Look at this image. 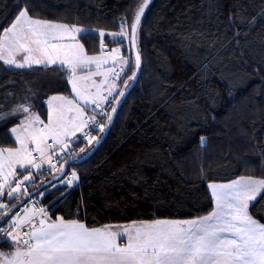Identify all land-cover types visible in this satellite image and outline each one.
Wrapping results in <instances>:
<instances>
[{"label": "trees", "instance_id": "trees-1", "mask_svg": "<svg viewBox=\"0 0 264 264\" xmlns=\"http://www.w3.org/2000/svg\"><path fill=\"white\" fill-rule=\"evenodd\" d=\"M140 3L0 0V31L26 6L34 18L92 29L81 40L97 54L96 33L118 32L125 17L130 25ZM138 47L141 69L104 138L84 148L74 143V153L60 161H69L67 172L75 170L78 180L70 188L57 184L41 199L52 217L89 228L190 219L213 208L207 182L264 178V0H152ZM68 90L63 68L10 69L0 62L4 111L34 94L43 115L41 101ZM17 122L0 123V145H13L8 128ZM49 180L60 182L43 172L28 188ZM250 212L264 223V199Z\"/></svg>", "mask_w": 264, "mask_h": 264}, {"label": "snow or ice", "instance_id": "snow-or-ice-1", "mask_svg": "<svg viewBox=\"0 0 264 264\" xmlns=\"http://www.w3.org/2000/svg\"><path fill=\"white\" fill-rule=\"evenodd\" d=\"M150 2L142 0L130 25L127 17L121 18L118 32L99 30L100 52L96 55H89L80 42V37L93 33L92 29L34 18L26 6L0 31L3 65L21 70L34 66L63 68L73 93L72 98L47 96L40 103V107L46 106L44 116L31 102L34 94L25 95L24 102L8 111L0 105V123L18 120L8 128L15 146H0V201L5 194L17 201L11 207L0 202V223H7L0 234L12 246L11 252H0V264H264V223L250 212V207L264 199V178L239 176L227 183L210 182L207 186L214 207L207 215L185 220L132 221L120 226L122 232L114 231L111 225L89 228L63 216L52 219L45 207H36L33 199L47 194L39 188H46L51 180L42 181L32 192L27 190L26 185L35 184L33 170L41 172L45 166L53 173V180L67 186L78 180L75 170L70 180L62 179L67 174L68 160L59 167L57 164L72 154L71 145L79 139L99 143L102 137L90 135L93 130L103 133L106 129L97 115L106 117L110 124L118 109L105 111L112 103L109 98L119 105L136 81L142 66L139 31ZM106 36L113 43L128 40L135 49V70L115 97L117 85L114 81L108 84L109 76L119 79L124 66L132 61L121 55V48L106 51ZM109 61L119 64L120 72L106 68ZM97 76L104 78L101 84H108L106 92L93 79ZM89 108L94 114L88 113ZM80 153H84L83 148ZM20 204L24 206L16 211ZM121 236H126L123 245L118 242Z\"/></svg>", "mask_w": 264, "mask_h": 264}, {"label": "crops", "instance_id": "crops-1", "mask_svg": "<svg viewBox=\"0 0 264 264\" xmlns=\"http://www.w3.org/2000/svg\"><path fill=\"white\" fill-rule=\"evenodd\" d=\"M54 22V21H53ZM56 23H61V22H56ZM63 24H65V23H63ZM69 25V24H68ZM71 26V25H70ZM80 27V26H79ZM83 28V27H82ZM109 40V44H107L106 45V40ZM80 42L81 43H83L82 42V40H81V37H80ZM104 44H105V50L106 51H110L112 48H121V55H123L124 57H126V54H124L123 53V48H122V42H118V43H113L112 42V38L110 37V36H106L105 38H104ZM89 54V53H88ZM97 54H99V53H97ZM89 55H96V54H89ZM127 66H129V65H127ZM127 66H124V68L125 67H127ZM35 68H45V67H40V66H34ZM106 68H108V69H113V68H115V67H121L119 64H113L112 63V61H109V63L105 66ZM93 71H95V68L93 67V69H92ZM103 70V69H102ZM63 71H64V73H65V75L67 76V74H66V70L65 69H63ZM81 74H83V73H81ZM111 76V75H110ZM110 76H109V78H110ZM95 81H96V84L97 85H100L101 86V91L102 92H106V89H107V87H108V84H109V80H108V84H101V81L104 79L102 76H97V77H94L93 78ZM68 88H69V90H68V93H55V94H52V95H64V96H67V97H69V98H72V96H73V93H72V91H71V86L68 84ZM95 90V88H93V91ZM88 113L91 115L93 112H92V110H91V108H89L88 110ZM42 112L44 113L42 116H44V115H46V106L44 107V109L42 110ZM12 127V126H11ZM11 137V136H10ZM11 140H12V142H13V139H12V137H11ZM74 144V143H73ZM72 144V145H73ZM0 146H3V147H9V145H0ZM11 146H15L14 145V142H13V145H11ZM74 146V148H75V145H73ZM72 147V146H71ZM57 167H59V165H57ZM47 168V166H45V169ZM27 173H21V175H26ZM38 174H39V172H36V170H33V178H34V180H35V177L36 176H38ZM53 177V173H50V178H52ZM237 177H239V176H237ZM237 177H235V178H233V179H236ZM233 179H231V180H233ZM60 180H56V182H59ZM211 182H213V181H211ZM228 182V181H227ZM227 182H225V183H227ZM208 183H210V182H207L206 183V186L208 185ZM214 183H224V182H214ZM29 185V184H28ZM28 185H26V187H27V190L30 192V190H29V188H28ZM52 185L51 183H49L47 186L48 187H50V186ZM13 187H15L14 185H12ZM52 190V189H51ZM207 190H208V192H209V194H210V196H211V190L208 188V186H207ZM8 203L9 202H13V203H17V201L15 200V199H9L8 197H7V195L5 194V196L3 197ZM213 207H214V203H213ZM51 215V214H50ZM205 215H207V214H205ZM201 216H204V215H201ZM52 217V216H51ZM198 217V216H197ZM195 218V217H194ZM52 219H55V217H52ZM190 219H192V218H190ZM175 220V219H174ZM180 220H185V219H180ZM123 225V224H125V223H115V224H106V225H111V226H113V230L114 231H121L122 232V228H120V227H118L117 225ZM129 224H131V223H129ZM104 226V225H103ZM102 227V226H101ZM118 242L121 244V245H123L124 243H126V236H121L119 239H118ZM12 251V246L8 243V244H3V245H0V252H5V253H8V252H11Z\"/></svg>", "mask_w": 264, "mask_h": 264}, {"label": "built area", "instance_id": "built-area-1", "mask_svg": "<svg viewBox=\"0 0 264 264\" xmlns=\"http://www.w3.org/2000/svg\"><path fill=\"white\" fill-rule=\"evenodd\" d=\"M127 45H128V44H127ZM127 45H126V48H127ZM129 46H130V45H129ZM117 72H120V70L118 69ZM125 72H126V71L121 72V75H120V78H119V79H116L115 77H113L112 82L114 81V82L116 83V85H118L120 81L123 82V81L125 80ZM109 99L112 100V103L106 106L105 111H107V112H111V109H112V107H113L114 104H115V101H114L113 97H110ZM92 114H94V113H92ZM105 118H106V117H103V118H102L101 116L97 115V119H98L100 122H102ZM96 131H98V129H97V130H93V131H91V132H90V135H91V136H96ZM78 143H79L81 146H83V147H85V146H87V145L89 144V143H87V141H86L85 139H79ZM71 146H72L71 148H72V150H73V152H72V154H73L74 151H75V148H74L73 145H71ZM66 157H67V156H66ZM66 157H65V158H66ZM65 158H64V159H65ZM62 160H63V159H62ZM60 161H61V160H60ZM60 161H59V163H58L57 165L60 164ZM53 162L56 163V161H53ZM43 172H49V171H47V170L45 169V170L39 172L38 176H36L35 179H41L42 176H43ZM70 179H71V173L66 174V176H65V178H64V181H67V180H70ZM13 185L15 186V184H13ZM30 185H33V184H29L28 186H30ZM65 185H66V184H65ZM66 186H67V185H66ZM33 199H34L35 202H36V207H37V208H39V207H45V208H46V206L42 203V201L40 200V198H39L38 196L33 197ZM0 202H3V203L8 204L9 207L12 206V205H11L10 203H8L4 198H2V201H0ZM23 206H24L23 204L20 205V206L16 209V211H19L20 208H22ZM29 207H31V203L29 204ZM12 214L14 215L15 212H13ZM5 227H7V223H6V222L0 223V228H5ZM3 244L5 245V244H8V243L5 241V238L3 237V235L0 234V245H3Z\"/></svg>", "mask_w": 264, "mask_h": 264}, {"label": "rangeland", "instance_id": "rangeland-1", "mask_svg": "<svg viewBox=\"0 0 264 264\" xmlns=\"http://www.w3.org/2000/svg\"><path fill=\"white\" fill-rule=\"evenodd\" d=\"M129 23V22H128ZM96 31H98V30H96ZM107 42H106V45L107 44H109L108 42H109V40L107 39L106 40ZM118 42H122V48H123V53L124 54H126V57H130V59H131V61H132V63L131 64H129V66H127V67H125L124 68V71H126L125 72V78L126 79H128V77L129 76H131V72H133L132 71V69H134V62H133V57H132V50H131V47L129 46L130 45V42L128 41V40H117V42H115V43H118ZM128 44V45H127ZM126 45H127V48H126ZM133 64V65H132ZM131 65H132V69H131ZM129 68H130V71H129ZM116 71L119 69L120 70V67H115L114 68ZM128 73H129V76H127L128 75ZM112 79H113V76H110V78H109V84H111L112 83ZM122 84H123V82H119V84L117 85V91L116 92H114L113 93V96L115 97V96H118L117 94H119L118 92H119V90L120 89H122L121 87H122ZM115 101V100H114ZM101 123H103V124H105L106 125V123H107V119L105 118ZM100 134H101V132L100 131H97L96 132V136L98 137V136H100ZM256 153V152H255ZM73 171V170H72ZM255 178H261V177H255ZM228 181H230V180H228ZM213 182H227V181H213ZM57 184H60V185H62V183H61V181L59 182V183H54L53 185H56L57 186ZM53 185H49L50 187H48L47 189H46V191H44V192H48V191H50L51 189H53ZM38 196V195H37ZM39 197V196H38ZM40 198V197H39ZM40 200H41V198H40ZM47 211L49 212V214L51 213V211L50 210H48V208H47ZM129 223H131V222H128V223H125V224H123V225H129ZM122 224L121 225H117L118 227H120V226H123ZM120 228H122V227H120Z\"/></svg>", "mask_w": 264, "mask_h": 264}, {"label": "water", "instance_id": "water-1", "mask_svg": "<svg viewBox=\"0 0 264 264\" xmlns=\"http://www.w3.org/2000/svg\"><path fill=\"white\" fill-rule=\"evenodd\" d=\"M152 1V0H151ZM151 3V2H150ZM131 45V44H130ZM132 48V47H131ZM132 53H133V60L135 61V49H133L132 48ZM134 70H135V68H134ZM139 72V71H138ZM124 99V97L122 98V100ZM121 104V103H120ZM119 104V105H120ZM119 105H117L116 103H115V105H114V107H117V109H118V107H119ZM115 115V114H114ZM110 125H111V123L109 124V122L107 121V123H106V129H105V131L102 133V135H101V139H100V141L104 138V136H105V134H106V132H107V130L109 129V127H110ZM100 141H99V143H100ZM99 143H96L95 142V145H98Z\"/></svg>", "mask_w": 264, "mask_h": 264}, {"label": "bare ground", "instance_id": "bare-ground-1", "mask_svg": "<svg viewBox=\"0 0 264 264\" xmlns=\"http://www.w3.org/2000/svg\"><path fill=\"white\" fill-rule=\"evenodd\" d=\"M98 131H99V130H98ZM96 132H97V131H96ZM76 143H78V142H76ZM93 143H95V141H93L92 144H93ZM92 144H88V145L85 146V147H88V146H90V145H92ZM73 145H74V144H73ZM81 147H83V146H81ZM83 148H84V147H83ZM71 172H72V171H71ZM71 172L68 171L67 174H68V173H71ZM65 176H66V175L63 176V180H64ZM62 184H64V183H62ZM76 184H77V181L73 182V184H72L71 186H67V187L70 188V187H72V186H74V185H76ZM64 185H65V184H64ZM45 206H46V205H45ZM46 209H47V206H46Z\"/></svg>", "mask_w": 264, "mask_h": 264}]
</instances>
